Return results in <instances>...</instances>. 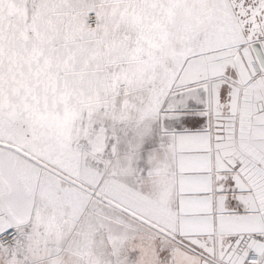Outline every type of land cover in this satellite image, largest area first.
<instances>
[{
	"label": "snow or ice",
	"instance_id": "snow-or-ice-1",
	"mask_svg": "<svg viewBox=\"0 0 264 264\" xmlns=\"http://www.w3.org/2000/svg\"><path fill=\"white\" fill-rule=\"evenodd\" d=\"M0 264H264V0H0Z\"/></svg>",
	"mask_w": 264,
	"mask_h": 264
}]
</instances>
